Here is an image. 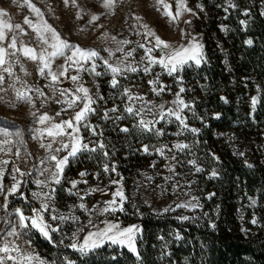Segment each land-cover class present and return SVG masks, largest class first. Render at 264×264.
<instances>
[{
  "label": "rangeland",
  "instance_id": "1",
  "mask_svg": "<svg viewBox=\"0 0 264 264\" xmlns=\"http://www.w3.org/2000/svg\"><path fill=\"white\" fill-rule=\"evenodd\" d=\"M31 2L40 9L43 20L53 26L63 39L84 49L97 50L99 56L94 61L84 64L82 69H78L75 65L70 66L64 56L56 57L52 62V70L59 72L64 68L68 69L56 83H53L47 74L40 73L41 65L37 61L27 59L19 52L6 57L10 60L12 75L3 72L0 68V75L5 77V82L0 84L2 89L0 90V98H2L0 127H6L11 132L19 130L22 134L20 137L14 135L7 137L12 143L3 145L5 151L0 152V161H9L7 165L0 164V168L4 169L2 179L4 193H0V246H3L5 240L18 246L22 252L31 254L35 258L31 264H68L69 261L72 264H84L92 257H102L104 260L102 264H105L109 259L117 257L118 253L113 249L128 250V248L106 241L101 247L82 253L70 245L73 242L82 244L84 236L104 228L105 222L118 223L121 228L135 226L137 229L135 246L139 229L135 224L128 223L136 219L167 217L180 223L197 226L204 207L203 178H208V174L212 172L217 162L211 151L206 150V145L203 147L198 144L199 129L204 122L195 111L197 82L194 81V73L196 68L205 62L208 50H214L213 43L217 44L216 48L227 52L236 34V28L241 21L249 19V10H245L240 15L238 13L240 0H225V15L222 19H217L220 31L218 36L211 24L213 17L210 16L208 7L202 4V0H186V5L191 11L183 12L175 21L164 14L163 4L158 3V0H115L112 9L105 8L103 0H76L74 4L69 2L67 5L63 0H31ZM164 3L169 4L175 14L177 0H164ZM230 4H234L235 7H231ZM249 6L251 8L257 6L264 20V0H250ZM0 9L8 14L4 19L9 20L13 25L19 23L27 33V35L21 34L16 29L7 32L9 39L0 42V47H6L10 38L15 35L18 47L23 44L39 49L36 34L24 23V18L28 17L37 24L40 23V18L24 4V0H0ZM92 15H97L99 19L90 22ZM143 25H147L173 46H187L192 37H196V42L203 45V59L199 66L194 60L189 61L169 75L168 71L159 64L150 65L145 56V48L153 47L155 41L152 36L146 34ZM124 40L129 43L122 44ZM141 44L144 45L143 48L139 46ZM121 47L123 51H117ZM14 51L8 49L9 53ZM129 51H132L130 57L126 56ZM109 52L114 55L109 56ZM161 54L160 49L152 53L157 57ZM106 59L114 66L120 64L124 68L126 65H131L137 70L134 72L124 70L117 77L119 83L114 88L111 85L112 73L104 64ZM93 63L95 72L100 75L91 71ZM146 67L149 69L147 72L144 70ZM72 75H78L79 80L73 81ZM243 78L242 76L238 78L240 86H245ZM151 81L155 83H150ZM80 85L89 89V94L95 100L92 105L95 111L88 114L86 121L80 126L79 137L82 138L83 143L89 145V148L97 150L94 152L82 150L76 156L69 157L60 183L57 184L51 179V173L55 171V162L46 160L51 150L40 147L42 143L45 145L50 143L51 139L46 135L37 136L35 130L44 127L38 122L41 114L47 113L53 123L74 117L83 107V103L78 102L74 107L69 108L67 101L71 100L74 90ZM161 86L164 90L157 94L153 89L158 90ZM181 88L184 89L183 92H180ZM17 89H32L27 93L32 98V102L17 100ZM37 89L44 95L40 96ZM64 89L68 91L65 96H61L59 93ZM125 89L134 98L133 100L129 101L128 96L124 94ZM177 93L188 105L181 112L187 128L182 127L174 116L166 115L163 120H159L161 107L165 110L177 108L174 103ZM253 97L257 98L255 110L252 105ZM261 99L262 93L258 86H254L251 91L246 89L245 102L250 118L256 115ZM114 106H120L122 113L115 116L107 113L105 117L104 107ZM128 106L145 109L141 115L146 120H159L155 129L146 131L139 127L138 121L141 117L127 113L125 109ZM96 108L101 109L100 119ZM148 109H151V112ZM57 112L60 113L59 116L56 115ZM4 121L7 123L5 124ZM125 127L144 138V142H148L155 149L150 156L151 165L132 179H127V175H124L126 172L124 160L112 157L113 148L108 145L109 140L118 141L116 128ZM191 129L198 131L193 132ZM157 130H160L161 134H157ZM249 135L258 144L255 146L264 151L263 132L253 130ZM34 136L37 138L34 139ZM4 139L5 137L0 136V141ZM21 139L23 143L19 142ZM228 140L236 143L239 141L237 137H229ZM61 142H71V140L67 136L59 137L53 143V149L60 147ZM100 143L105 147L99 148ZM177 143L186 144L188 147L178 150L174 147ZM161 147L164 148L163 155L157 152ZM17 149H19L18 157ZM96 152L101 153L102 159L94 156ZM105 152L108 153L107 156L104 155ZM52 154L64 157L68 152L62 150ZM90 155L93 164L97 167L91 176L88 175L91 166L88 164ZM80 156L85 157L80 158ZM42 160L45 163L42 164ZM193 160L196 161V166L189 163ZM105 165L108 166V171L104 170ZM197 166L202 170L196 171ZM17 167L24 175L14 171ZM113 167L115 171H112ZM46 168L49 170L44 171ZM80 173L85 175L81 176ZM14 175L21 182L20 187L16 193L9 196L8 207L5 209L4 194L14 183L12 179ZM37 180L44 183L38 185ZM73 181H77L75 187L72 186ZM114 181L119 183H113ZM118 189H122L125 195L123 211L103 212ZM116 199L119 200L118 197ZM43 203L49 206V210L42 213L46 222L51 228L57 229L54 232L49 231L51 239L45 238L41 232L32 227L18 229L21 234L17 237L7 236V232L11 231L12 226L18 222V217L15 216L16 208H20L25 216L30 217L32 209H40ZM81 204L85 207L80 208ZM177 204L197 206L177 207ZM53 216L58 218L52 219ZM60 216L67 219L61 220ZM120 219L127 220L128 225H123L118 221ZM253 220L256 223H253ZM239 221L246 234L264 224V192H259L255 198H248L243 203ZM162 238L164 244L173 236L167 233ZM42 244H45L46 248H42ZM9 254L17 255L15 252ZM3 255L5 254L0 253V256ZM4 264H13V262L5 260Z\"/></svg>",
  "mask_w": 264,
  "mask_h": 264
},
{
  "label": "trees",
  "instance_id": "2",
  "mask_svg": "<svg viewBox=\"0 0 264 264\" xmlns=\"http://www.w3.org/2000/svg\"><path fill=\"white\" fill-rule=\"evenodd\" d=\"M249 2L240 0L238 13L249 10V19L238 25L227 52L213 43L214 50H208L205 62L194 73L195 111L204 122L199 129L198 144L206 145L217 162L208 178H203L204 207L197 226L167 217L129 223L120 219L123 225L138 227L136 249L140 259L125 248L113 249L117 257L105 264H264V224L246 234L239 221L243 203L264 192V151L255 146L258 144L249 135L253 130L264 134V20L258 7L251 8ZM202 4L208 7L214 32L219 36L217 19L225 15V0H202ZM248 40L252 41L250 45L246 43ZM241 76L245 86L238 84ZM254 86L260 88L262 99L256 115L250 118L245 96L246 89L251 91ZM113 108L117 111H111ZM104 109L113 116L122 113L120 106ZM96 112L100 119L101 109L96 108ZM116 131L118 141L109 140L108 145L113 148L112 157L124 160V175L132 179L151 165L150 156L155 149L132 130L123 132L116 128ZM229 137H237L239 141L230 142ZM146 145L148 152L143 150ZM94 156L102 159L100 152ZM89 157L91 176L97 167L92 156ZM213 172L216 174L212 175ZM167 233L173 238L162 244ZM102 261V257H92L84 264Z\"/></svg>",
  "mask_w": 264,
  "mask_h": 264
},
{
  "label": "snow or ice",
  "instance_id": "3",
  "mask_svg": "<svg viewBox=\"0 0 264 264\" xmlns=\"http://www.w3.org/2000/svg\"><path fill=\"white\" fill-rule=\"evenodd\" d=\"M64 4L67 5L69 2L75 3L76 0H63ZM158 3L163 4L164 8V14L171 18V20L175 21L177 20L183 12H190L191 9H189L186 5V0H177V9L175 11V14L171 11V6L167 3H164V0H158ZM24 4L33 12L35 15L40 18V23H34L31 19L28 17L24 18V23L27 24L30 28H32L33 32L36 34V38L39 42L40 48L37 49L35 47H30L27 45L21 44L18 47V41L16 36H12L10 38V42L7 44L6 47H0V68L3 69V72L8 73L9 75H12V68L11 63L9 59H6V57H10L12 55H16L17 52L21 53L25 58L31 59L33 61H37L41 67L39 69L40 73L42 75L47 74L51 77V80L53 83H56L59 81V78L64 76L68 69L64 68L62 71L54 72L52 70V62L56 57L64 56L66 57V63H68L70 66L75 65L78 66V69H82L83 65L94 61L95 58L99 56V52L94 49H84L80 47L79 45H73L70 44L67 40L63 39L61 34L58 33V31L48 24L46 21L43 20V14L41 13L40 9L37 8L31 0H24ZM115 0H103V6L107 9H112L114 7ZM231 7H235L234 4H230ZM247 14V13H245ZM7 12L0 9V42L5 41L6 39H9L7 36V32H11L13 29L19 30L21 34L27 35V33L24 32V29L21 27L19 23L12 24L9 20L4 19L7 16ZM99 17L97 15L91 16L90 22H95L98 20ZM139 19V18H137ZM186 23H189L186 21ZM242 24L245 23V21H241ZM143 27L146 29V34L148 36H152L154 38V45L150 48H145V56L147 60L149 61L150 65L159 64L161 67L165 68L168 71L169 75H172L173 72H176L178 68H182L185 64H187L189 61H195L197 66L201 63V60L203 59V45L196 42V37H192V39L188 42L187 46L185 45H179V46H173L170 43L163 40L160 36H158L154 31H152L150 28H148L147 25H143ZM113 39H115L113 37ZM122 44H128L129 41L124 40L121 42ZM249 45L252 43L251 40L246 41ZM140 47H144L143 44L139 45ZM8 49H14L15 51L12 53L8 52ZM160 49L161 55L159 57L153 56L152 53L156 50ZM117 51H123V48H118ZM70 52L71 54L68 55L67 53ZM114 55V53L109 52V56ZM132 51H129L126 53V56H131ZM123 63V62H121ZM104 64L107 65L108 69L112 73V80L111 85L112 87H116L119 83L117 77L124 71V70H130V71H136L137 69L135 67H132L131 65H126L124 68L120 66V64L112 65L109 63V61L106 59L104 60ZM146 72L149 70L147 67L144 69ZM91 71L94 72L96 75H100V73L95 72V64L93 63ZM71 79L73 81H78L79 76L78 75H72ZM5 82V77L3 75H0V84H3ZM150 83H155V81H151ZM2 90V89H0ZM154 91H157V94L159 92H162L163 86H161L158 90L153 89ZM32 91V89H26V90H16V99L22 100L31 103L32 98L28 96V92ZM37 93L40 96H43L44 93L41 92L39 89L36 90ZM68 90L64 89L60 91L61 96H65ZM184 89L181 88L180 92H183ZM79 94V95H77ZM125 95L128 96L129 101L133 100L134 98L129 94L128 90L125 89L124 92ZM2 99V98H0ZM78 102L83 103V107L79 109L72 117L71 119L60 121V122H52V118L47 114H41L38 118V122L40 125L44 126L41 129H36L37 136H47L51 139V142L47 145L41 144V148H46L47 150H51L50 154L46 157V160L53 161L55 171L51 173V179L53 182L59 184L60 178L63 175L64 167L67 164L69 157L76 156L80 151L82 150H89V151H96V148H89V145L82 142V138L79 137V131L80 126L83 124V122L86 121L88 114L95 111V109L92 107V105L95 103V100L92 98V96L89 94V89L84 87L83 85L78 86L74 93L72 94L71 100H68V107L72 108L74 107ZM174 103L177 105V108L174 110L172 108L163 109L161 107V111L159 112V120H163L166 115L168 116H174L177 121L180 122V125L184 128H187V124L185 123L184 118L181 116V112L183 111V108L188 107L187 104H185L184 100L180 97L179 93H177V99L174 101ZM257 103V98H252V105L253 110H255V105ZM111 111L115 112L117 111L116 108L111 109ZM125 111L129 113L130 115L134 116H140L141 118L138 121V126L146 131H153L155 129L156 123H159V120H146L143 118L141 113L145 111V109H134L131 106L126 107ZM149 112H151V109H148ZM35 115V113H33ZM57 116L60 115L59 112L56 113ZM105 117H107V113H105ZM119 119V117H117ZM6 124L7 121H4ZM71 130V131H68ZM121 131L128 132V128H122ZM193 132H197V129H191ZM93 134H95V129H93ZM157 134H161L160 130H157ZM17 136L20 137L22 134L19 130L15 132L9 131L6 127H0V136L5 137L4 140L0 141V152L5 151L3 145L11 144L12 141L7 139V137L10 136ZM69 137L71 142H61V146L58 148L53 149V143L57 141V138L59 137ZM34 139L37 138L36 136L33 137ZM20 143H23V140L21 139L19 141ZM99 148H104L105 145L103 143H100L98 145ZM174 147L178 150H183L188 147V145L183 143H177L174 145ZM62 150H67L68 154L64 157H58L55 154V152H60ZM145 152H148V146H144L143 149ZM11 151V149H9ZM157 152H159L161 155L164 154V148H158ZM17 157L19 156V149L16 151ZM105 156L108 155L107 152L104 153ZM240 155H243V153H240ZM9 163L8 160L0 161V164L7 165ZM41 163H45V161H41ZM190 164L193 166H196V161H189ZM251 167V165H249ZM49 169H44V171H48ZM105 171H108V166L105 165L104 168ZM202 169L200 167H196V171H201ZM15 172L20 173V175H24L20 171V169L17 167L14 169ZM112 171H115V168H112ZM43 174V172L41 173ZM216 173L213 172L212 175H215ZM81 176L85 175V173H80ZM4 177V169L0 168V193H4V186L2 184V179ZM14 183L8 187L6 194H4V204L3 207L7 209L8 207V198L12 194L16 193L18 191V188L20 187V181L16 179L15 175L12 177ZM36 183L38 185L43 184V181L37 180ZM77 181L72 182V186H76ZM113 183H119L118 181H114ZM36 195V194H34ZM116 197L119 198L117 201ZM125 201V195L122 189H118L116 193L114 194V198L112 201L108 203V206L103 209V212H116V211H123V203ZM196 207L197 205L191 204V205H185V204H177V207ZM85 206L83 204L80 205V208H84ZM49 210V206L47 203L41 204L40 209L33 208L32 209V215L25 216L24 212L20 208L15 209V216L18 217L17 224L12 226L11 231L7 232V236L10 237H17L21 233L18 232V229H27L29 227L37 229L41 234L47 238L51 239L49 235V231H56V228H51V226L46 222L43 212H46ZM167 210V209H166ZM58 217L53 216L52 219H57ZM59 219L65 220L67 217L60 216ZM182 219H188V217H182ZM253 223H256L255 220L252 221ZM137 229L135 226L121 228L118 223L114 222H105V227L102 229H98L95 232H89L86 236L83 237V243L77 244L73 242L70 246L73 249H76L82 253L86 251H91L94 248L101 247L106 241L110 242L114 245H120V246H126L130 252H132L137 260L140 259L139 253L135 246V232ZM179 238V237H178ZM10 252H15L17 255H10ZM0 253H3L5 255L0 256V264H4L5 260L12 261L13 264H31L32 260L35 259L31 254L22 252L18 246H14L11 242L5 240L3 243V246H0ZM68 264H72L71 261L68 262Z\"/></svg>",
  "mask_w": 264,
  "mask_h": 264
}]
</instances>
